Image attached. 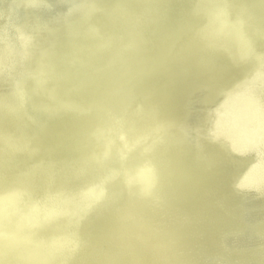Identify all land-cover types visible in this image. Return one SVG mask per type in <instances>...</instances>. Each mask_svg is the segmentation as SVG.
Segmentation results:
<instances>
[{
    "label": "bare ground",
    "instance_id": "obj_1",
    "mask_svg": "<svg viewBox=\"0 0 264 264\" xmlns=\"http://www.w3.org/2000/svg\"><path fill=\"white\" fill-rule=\"evenodd\" d=\"M0 11V264H264V0Z\"/></svg>",
    "mask_w": 264,
    "mask_h": 264
},
{
    "label": "water",
    "instance_id": "obj_2",
    "mask_svg": "<svg viewBox=\"0 0 264 264\" xmlns=\"http://www.w3.org/2000/svg\"><path fill=\"white\" fill-rule=\"evenodd\" d=\"M32 4V6H33V8H40L41 7V4H38L37 2H32L31 3ZM44 5V4H43ZM0 7H1V0H0ZM24 7H25V5H24ZM96 8H97V11H99L100 12V7H98V6H95ZM95 9V8H94ZM48 13L51 15V16H55L56 17V12H54L55 10L54 9H52L49 5H48ZM1 11H0V18H1V20H0V28H3V26H4V23H3V21H2V15H1ZM82 14L86 17V19L89 21V23H91V24H94L95 23V17L93 16V14H92V12L91 11H89V10H85V11H83L82 12ZM12 15H13V13L11 14V18L10 19H7V20H9V21H11L12 20ZM67 16L68 15H73V12L71 11V10H68V12H67V14H66ZM4 19V18H3ZM77 28H78V31H77V34H76V38H77V40L79 41V43L80 44H82L83 42H84V40L87 38V33L85 32V30L83 29V27L80 25V26H77ZM5 31H6V34H4V35H6V36H15L16 37V34H15V27L13 28L12 27V23L11 22H8V26L7 27H5V29H4ZM51 31H54L55 33H62V31H63V28H62V26L61 25H59V24H56L52 29H51ZM8 34V35H7ZM6 36H2L3 38L4 37H6ZM53 62H55L54 60H53ZM0 71H4L5 73H11V72H13V68H12V65H9V64H7V65H5V66H1V68H0ZM29 73H27L26 75H28ZM42 75H44L45 77L44 78H47L46 77V74L44 73V72H42ZM5 76V75H4ZM51 77H53V76H50V78ZM48 79V78H47ZM49 80V79H48ZM23 84L24 83H22V84H20V88H18V90H20L21 88H22V86H23ZM253 92H255V95H257L258 97H259V90H257V89H253L252 90ZM35 92H38V91H35ZM21 96H22V98L24 99V102H23V104H26V102L25 101H27L28 100V94H27V91L26 90H22L21 91ZM225 99V98H224ZM261 100V99H260ZM215 106H213L212 108H211V111H216L215 109H213ZM48 110H51L52 112H55L56 111V108H54L53 106H50V107H48L47 108ZM30 112V111H29ZM31 119V118H30ZM230 140V139H229ZM237 140H241V139H235V141H237ZM231 142V141H230ZM238 142V141H237ZM234 143V142H233ZM228 147H230V151H232V152H235L234 150H232L231 148V146H228ZM252 170V169H251ZM251 172V171H250ZM249 172V173H250ZM249 173H248V181L249 180H252L253 178H254V176H255V174H254V172L253 173H251L250 175H249ZM246 176V177H247ZM236 187H238V189H241L240 187H242V186H236ZM13 192H15L16 194H17V197L19 196V204H22L24 207H26L27 208V206H26V204L28 203L27 202V200H26V198H25V196H26V194H23V192H18V191H12V193ZM97 192L98 193H101V190L100 189H98L97 190ZM46 197H48V198H46V200H45V202L47 201V200H50L51 202H54L55 204H57V207H42V208H40V210H41V213L42 214H44V217H46V218H49V217H53V216H56V215H59L60 213H62V211H61V209L62 210H65V211H69V212H79L80 211V208H82L84 211H87L88 209H89V207L91 206V204H92V202L94 201V195H92V194H85V195H82V196H79V202H81L82 201V203L81 204H77V203H75V204H67V202L63 199V198H61V196L59 195V194H57V193H54V192H52V193H50V194H48ZM1 195H0V200H1ZM37 200L38 201H40V197H38L37 198ZM43 200V199H42ZM2 201V200H1ZM85 204V205H84ZM82 205H84V206H82ZM29 209H30V211H31V213H32V217H36V216H38V214H39V211L37 210V209H35L34 207H29ZM57 239H59V238H57ZM61 249H64V247H61ZM72 246H70L69 244L66 246V248H65V250L64 251H68V250H71L72 251ZM72 254V253H71ZM47 255H48V251H47Z\"/></svg>",
    "mask_w": 264,
    "mask_h": 264
}]
</instances>
